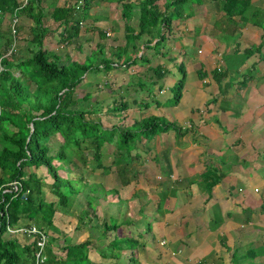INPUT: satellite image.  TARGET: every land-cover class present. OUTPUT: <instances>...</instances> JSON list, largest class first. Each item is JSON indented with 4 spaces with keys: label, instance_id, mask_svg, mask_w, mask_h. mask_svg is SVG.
I'll list each match as a JSON object with an SVG mask.
<instances>
[{
    "label": "crops",
    "instance_id": "obj_1",
    "mask_svg": "<svg viewBox=\"0 0 264 264\" xmlns=\"http://www.w3.org/2000/svg\"><path fill=\"white\" fill-rule=\"evenodd\" d=\"M40 1L45 48L65 64H84L98 52L105 57L83 76L71 108L110 136L100 161L91 160L102 168L84 174L85 203L72 212L78 221L84 212L89 216L92 198L91 221L120 218L111 236L86 235L90 250L101 257L117 233L137 244V264H264V0H230L229 6L227 0H187L169 28L141 36L143 0H92L83 17L67 21L55 9L75 0ZM157 5L171 13L163 1ZM10 19H2L3 27L9 29ZM18 25L26 60L36 29L27 16ZM127 31L136 36L132 51ZM162 34L165 46L158 51ZM151 117L176 128L119 146L117 133ZM28 224L23 219L18 226ZM128 253L101 259L119 263Z\"/></svg>",
    "mask_w": 264,
    "mask_h": 264
},
{
    "label": "trees",
    "instance_id": "obj_2",
    "mask_svg": "<svg viewBox=\"0 0 264 264\" xmlns=\"http://www.w3.org/2000/svg\"><path fill=\"white\" fill-rule=\"evenodd\" d=\"M79 1L75 0L73 6L56 8L55 13L65 15L63 19L67 21L70 16L77 14V11L84 13L92 2L83 0V5L78 6ZM114 1L121 3L125 0ZM159 1H163L164 8L171 9V13H161L157 5ZM185 1L187 0H143L138 24L139 36L158 31L159 27L163 30L169 28L175 19L181 17V8ZM230 3L232 1L227 0L226 6ZM40 5V0H28L24 7H21V0H0V40L4 41L5 34L9 36L0 47V264H35L36 242L27 244L21 236L7 231L8 225L18 227L23 219L48 236L45 264H83V259L91 264L88 257L91 245L89 240L69 244L66 238L62 237L64 246L61 250L65 255L59 259L54 255L53 246L60 236H52L49 239L45 231L48 229L54 233L56 227L53 221L54 202L45 201L43 187L58 199V205L68 207L69 197L62 189L69 190L68 186L71 187L76 182L85 183L83 171L102 168L101 164L96 165L91 160L100 161L102 145L109 141L110 136H107L99 122L86 120V112L71 109L76 105V89L83 81V76L91 69V65L77 62L65 64L56 54L44 47L47 30L43 24ZM124 10L126 13L125 5ZM14 13L19 19L27 16L36 29L31 39L35 50L30 58L17 63L14 61L15 53L7 55L13 39L10 36V28L2 25V19L7 15L12 18ZM237 13L242 14L241 9L237 10ZM75 25L78 27L79 21ZM18 27L19 25L16 27V41L20 34ZM127 33V45L134 43L136 36L132 31ZM163 36L164 34L160 41ZM132 48L135 49V46ZM134 62L135 60L131 63ZM183 83L182 76L174 88L176 92L173 105L180 101ZM131 128L138 129H124L119 132L122 137L119 141L121 148L131 145L141 136L149 138L157 132L176 127L157 117H151L136 121ZM53 139L60 144L56 150L50 146ZM64 165L69 166L71 173L78 174V177H74V180L66 179L64 175L67 167ZM42 168L51 178L50 183L45 181L46 175L42 179L35 172ZM13 183H17V191L13 189ZM87 206L94 214L91 205ZM85 217L83 214L80 220L83 221ZM89 219L98 234V241L111 236L117 229L116 225L109 226L106 222L100 223L98 219L91 221L93 219L90 218V213ZM136 247L137 244L135 245L132 239L118 241L115 238L110 241L101 257L116 259L122 251H129L127 264H137Z\"/></svg>",
    "mask_w": 264,
    "mask_h": 264
},
{
    "label": "rangeland",
    "instance_id": "obj_3",
    "mask_svg": "<svg viewBox=\"0 0 264 264\" xmlns=\"http://www.w3.org/2000/svg\"><path fill=\"white\" fill-rule=\"evenodd\" d=\"M78 17H83L84 15L82 14V12L80 11H77V14H76ZM8 23V22H7ZM21 24V22H20ZM25 24V23H24ZM49 30V29H48ZM24 30H22L19 34V38L17 40V47H16V52H15V56L17 59H23L25 60V32ZM9 36L8 34H5V37H4V41L6 39H8ZM131 38H129L130 40ZM166 39V38H165ZM165 39L158 43V46H157V50L159 51L162 47L165 46ZM128 40V41H129ZM3 43V40H0V46L2 45ZM164 43V44H163ZM163 44V45H162ZM129 47H128V51H132V47H133V44L132 43H128ZM94 51L96 52L97 50L94 49ZM55 50H54V54H55ZM26 55H28V52H27V49H26ZM104 56L98 52V53H94L92 56H88L87 58V61H85V64L86 65H91L93 67H98L99 66V61H102L104 60ZM64 59V58H62ZM19 61V60H18ZM68 62V61H67ZM18 75V74H16ZM173 92V95L174 93L176 92L175 90L172 91ZM122 116V115H121ZM121 116L119 117L121 119ZM131 130L134 129V130H137L138 128H130ZM107 133V132H106ZM118 136H119V141L122 139L121 137V134L120 133H117ZM107 136H109V133H107ZM121 138V139H120ZM59 143L58 141H56V139H53V142L51 143V148L53 150H56L58 149L59 147ZM59 165V164H58ZM66 165H64L65 167ZM67 167V172L65 173L64 177L66 179H73L74 177H76V174L75 173H71V170H69V166H66ZM31 171V170H30ZM35 172L37 173V175L40 177V178H44L45 175H46V172H45V169L42 168V169H39V170H35ZM85 174H87L86 171H83ZM85 177V176H84ZM77 179V178H76ZM74 180V179H73ZM86 180V178H85ZM47 183H50L52 180L51 178L46 175V180H45ZM63 182H65V180H63ZM83 184V185H82ZM87 185V183H82V182H76L74 183L73 186H68V189H62L63 193H65L68 197H69V202H68V207H64V206H61V205H58V199L53 196L52 194H50L47 190V188H45V186L43 187V195H44V199L45 201L49 202H54V207H55V216H54V226L56 227L55 229V232L52 233L51 231H48V229H45V231L48 233L49 235V239H51L52 236H60V237H57V240L56 242L54 243V246H53V253L54 255L57 257V259L59 258H62L64 257V253L63 251L61 250L62 249V246H64V242H63V238L62 237H65L66 238V241L67 243L70 244H78V243H82L84 242L85 240L89 239L90 236H94L96 237V230L95 232H91L92 230H94L92 227H88V223L90 221L89 219V216H86L83 221L81 222V220H77L78 219V216H74L73 215V210H76L75 208L77 207V204L76 203H79L80 206H81V203L84 204L85 201L80 197V192L81 190ZM91 187V189H93V187L97 186V185H88ZM96 188V187H95ZM97 192V194H99L102 198H103V195L102 193H104L103 191H100V189H95ZM82 196V195H81ZM87 204H90L91 206L93 205V201H92V198H90V200L87 201ZM86 205V204H85ZM74 207V208H73ZM87 210V209H85ZM72 213V214H71ZM87 212H84V216L86 215ZM90 213V217H92L93 215H91V211H89ZM72 215V216H71ZM108 215H102L100 219H105V221H107V225H116L117 226V220L118 217H113V218H108L107 217ZM93 219H94V216H93ZM103 219V220H104ZM117 219V220H116ZM28 222V221H27ZM87 226V227H85ZM92 229V230H91ZM88 230V231H87ZM94 233V234H93ZM86 235H87V239H86ZM145 234L143 233V236ZM116 236L118 237V241L119 240H123V239H119L121 237H119V234H115L113 237V239L116 238ZM98 239V238H97ZM95 245H101V243H97L94 242V247H96ZM100 247V246H99ZM91 251V252H90ZM89 253H88V256H90V258L92 260H90V262H92L91 264H127L126 262V259L125 258H118L117 260H120L119 263L117 262H114L112 263V261L110 260H103L101 259V257L99 255H97L96 251L94 250H90ZM126 252V251H125ZM129 254V253H128ZM83 264H88V262L86 260H82ZM111 262V263H110Z\"/></svg>",
    "mask_w": 264,
    "mask_h": 264
},
{
    "label": "built area",
    "instance_id": "obj_4",
    "mask_svg": "<svg viewBox=\"0 0 264 264\" xmlns=\"http://www.w3.org/2000/svg\"><path fill=\"white\" fill-rule=\"evenodd\" d=\"M28 0H21V7H24L27 5ZM83 5V0H80L78 3V6ZM1 13V12H0ZM18 19L16 14H13V17L10 20L9 28H10V36L13 39V43L11 44V47L7 53L8 56L16 52V34H17V25H18ZM0 71H2V67L0 64ZM13 189L17 191L18 185L17 183L12 184ZM7 231L10 234H13L15 236H22V237H28L29 239H32L36 242L37 251L35 253V264H45L47 261V253H46V246L48 243V237L47 235L38 229L35 225H29V226H18V227H12L7 226Z\"/></svg>",
    "mask_w": 264,
    "mask_h": 264
}]
</instances>
